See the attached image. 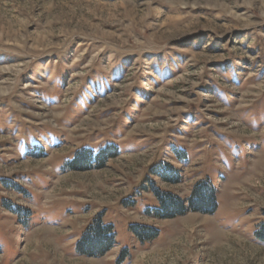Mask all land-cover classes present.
Wrapping results in <instances>:
<instances>
[{
  "label": "rangeland",
  "instance_id": "obj_1",
  "mask_svg": "<svg viewBox=\"0 0 264 264\" xmlns=\"http://www.w3.org/2000/svg\"><path fill=\"white\" fill-rule=\"evenodd\" d=\"M262 225L264 0H0V264H264Z\"/></svg>",
  "mask_w": 264,
  "mask_h": 264
},
{
  "label": "trees",
  "instance_id": "obj_2",
  "mask_svg": "<svg viewBox=\"0 0 264 264\" xmlns=\"http://www.w3.org/2000/svg\"><path fill=\"white\" fill-rule=\"evenodd\" d=\"M88 152L90 153V151ZM98 160L101 161V159ZM71 166H74V162ZM153 172L167 181H178L177 173L172 167ZM170 173L171 175H169ZM153 191L160 203L155 213L160 217L168 218L182 215L187 211L213 213L217 208L216 191L209 180L201 181L195 185L187 203H184L183 200L170 193L161 192L157 189ZM131 229L141 239L145 235L148 238L155 236V233H151V230L148 231L149 229L143 228L142 225H132ZM113 234L111 225H105L99 218H95L88 230L78 241L76 245L77 252L87 256H102L113 247ZM258 238L264 240V225H262Z\"/></svg>",
  "mask_w": 264,
  "mask_h": 264
}]
</instances>
